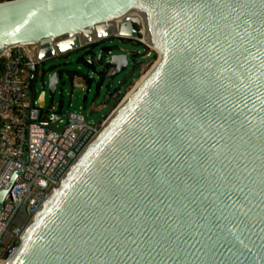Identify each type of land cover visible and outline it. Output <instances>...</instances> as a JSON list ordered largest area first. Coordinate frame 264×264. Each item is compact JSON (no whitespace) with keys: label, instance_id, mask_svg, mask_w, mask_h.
<instances>
[{"label":"water","instance_id":"95a60500","mask_svg":"<svg viewBox=\"0 0 264 264\" xmlns=\"http://www.w3.org/2000/svg\"><path fill=\"white\" fill-rule=\"evenodd\" d=\"M110 38L160 60L104 115L2 264H264V0H0V54L33 48L40 109L38 65L83 48L87 73L67 71L70 82L97 74L111 95L128 54L92 50ZM64 71L48 75L50 97ZM100 108L92 100L87 118Z\"/></svg>","mask_w":264,"mask_h":264},{"label":"built area","instance_id":"2783aa9c","mask_svg":"<svg viewBox=\"0 0 264 264\" xmlns=\"http://www.w3.org/2000/svg\"><path fill=\"white\" fill-rule=\"evenodd\" d=\"M29 53V48L14 45L0 54V264L15 249L34 210L106 118L89 120L91 110L84 106V112H62L52 104L40 109L28 88L27 67L33 63ZM140 55L132 53L134 63L149 56ZM144 69L148 64L139 73ZM120 95L115 89L110 96ZM55 122L61 124L59 129L51 127Z\"/></svg>","mask_w":264,"mask_h":264},{"label":"rangeland","instance_id":"374dc122","mask_svg":"<svg viewBox=\"0 0 264 264\" xmlns=\"http://www.w3.org/2000/svg\"><path fill=\"white\" fill-rule=\"evenodd\" d=\"M90 46V45H89ZM96 47L92 48L94 52H96L99 46H105L108 49H111L112 53L124 52L127 53L128 65L127 68L117 75L114 79L113 89H119L121 96L117 100V98H113L110 96H106V92L102 87L99 91L97 90V74L91 75V70L89 76L94 77V81H90L89 85L84 83V87H75L72 86L70 79L68 78L67 71H74L79 73L80 75H86L87 68L83 63V51L87 48L82 49L74 54H70L68 57L60 58L58 60H49L44 62L43 64L38 65V71L35 75V81L33 82L34 88L37 90V93L40 91V83L42 81L45 82V109L46 107L53 105L55 109L61 108V111H80L84 112L83 109L80 107L85 106L88 108L91 104V101L94 100L95 104L100 105L101 108L99 109V115L102 117L106 115L109 109L113 106V108L130 92V90L137 84L139 81V77L143 76L144 72L147 73L150 67L154 64V61L157 58V54L149 47L142 46L140 44H132L130 41L121 40L119 38H110V40H105L100 43V45H94ZM93 47V46H92ZM136 51L141 53L140 56H149L139 58L137 57L136 63L133 62L132 54ZM148 64V69L145 70L143 73H139V71L144 68ZM63 67V69L61 68ZM59 71L65 70L62 79L64 81L61 84L54 95V97H50L48 90H47V78L48 75L53 70ZM149 73V72H148ZM143 74V75H142ZM140 75V76H139ZM147 75V74H146ZM79 76V75H74ZM90 76V77H91ZM145 76H143L144 78ZM77 83V79H75ZM89 87V88H88ZM61 90V96L59 95L58 91ZM98 91V92H97ZM109 100V101H108ZM117 100V102H116ZM61 101V103H60ZM115 101V102H114ZM114 102V104H113ZM60 103V104H59ZM70 104V105H69ZM113 104V105H112ZM61 124L55 122L51 123V127L55 129H59ZM25 225L22 227L24 229ZM21 229V231H22Z\"/></svg>","mask_w":264,"mask_h":264},{"label":"bare ground","instance_id":"6f19581e","mask_svg":"<svg viewBox=\"0 0 264 264\" xmlns=\"http://www.w3.org/2000/svg\"><path fill=\"white\" fill-rule=\"evenodd\" d=\"M125 17H126V16L124 15V16H121L120 18H114V19L111 21V23H112V24H119L121 21H123V19H124ZM142 22L144 23V21H142ZM9 48H10V47H9ZM29 49L32 50L33 48H32V47H29ZM4 51H5V50H4ZM159 60H160V56L157 55V58H156L155 61H157V63H158ZM157 63H156V64H157ZM156 64L152 67V69L156 66ZM152 69L149 70V73L152 71ZM149 73H147V75H146L145 77H147V76L149 75ZM145 77L143 78V76H141L140 79H139V81L137 82V84H136L133 88L135 89V87H137V86H138V85H139V84L145 79ZM133 88H132V89H133ZM132 89H131V90H132ZM134 89H133V90H134ZM131 90H130V92H129L125 97L128 98V97L130 96ZM133 90H132V91H133ZM125 97H124V98H125ZM105 120H106V119H105ZM105 120H104V122H105ZM105 124H106V123H105Z\"/></svg>","mask_w":264,"mask_h":264},{"label":"crops","instance_id":"0c3cea01","mask_svg":"<svg viewBox=\"0 0 264 264\" xmlns=\"http://www.w3.org/2000/svg\"><path fill=\"white\" fill-rule=\"evenodd\" d=\"M75 79L78 80L77 83H76ZM71 84H72V86H75V87H78L79 86L81 88H83L85 86L82 78L79 77V76H73L72 77V80H71Z\"/></svg>","mask_w":264,"mask_h":264},{"label":"trees","instance_id":"16d2710c","mask_svg":"<svg viewBox=\"0 0 264 264\" xmlns=\"http://www.w3.org/2000/svg\"><path fill=\"white\" fill-rule=\"evenodd\" d=\"M133 62H134V60H133ZM156 63H157V61H154V64L150 67V69H152V67H153ZM150 69H149V70H150ZM145 70H146V69H144L141 73H143ZM149 70H148V72H149ZM148 72H147V73H148ZM147 73L144 72V73H143L144 75H143V74H142V75H143V76H146ZM74 75H75V74H73V76H74ZM139 76H140V75H139ZM140 77H141V76H140ZM140 77H139V78H140ZM71 78H72V75H71ZM82 80H83V82H84L85 84H88V83H89V80H88L86 77H82ZM120 96H121V95H120ZM120 96L117 98V100L120 98ZM117 100H116V102H117ZM113 104H114V103H113Z\"/></svg>","mask_w":264,"mask_h":264},{"label":"flooded vegetation","instance_id":"af4514ba","mask_svg":"<svg viewBox=\"0 0 264 264\" xmlns=\"http://www.w3.org/2000/svg\"><path fill=\"white\" fill-rule=\"evenodd\" d=\"M90 47V49L92 48V46H89ZM83 49H85V48H83Z\"/></svg>","mask_w":264,"mask_h":264}]
</instances>
